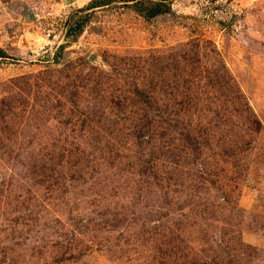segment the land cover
<instances>
[{
	"label": "rangeland",
	"instance_id": "obj_1",
	"mask_svg": "<svg viewBox=\"0 0 264 264\" xmlns=\"http://www.w3.org/2000/svg\"><path fill=\"white\" fill-rule=\"evenodd\" d=\"M95 1L0 0V264H264V0Z\"/></svg>",
	"mask_w": 264,
	"mask_h": 264
},
{
	"label": "trees",
	"instance_id": "obj_2",
	"mask_svg": "<svg viewBox=\"0 0 264 264\" xmlns=\"http://www.w3.org/2000/svg\"><path fill=\"white\" fill-rule=\"evenodd\" d=\"M110 0H97L94 2V4H98V3H103L105 4L106 2H109ZM130 2H134L133 6L135 8L136 11L140 12V14H142L143 17H145L146 19H150L153 18L155 16H158L160 14H164L163 12H166V10L169 9L168 5H165L164 3H155V4H150L148 5L147 3H144L143 1H138V0H128ZM148 5V6H147ZM82 28L83 26L80 25H76L75 29L72 31L73 33H68L72 34L73 36L79 35L82 32ZM0 58L2 59H6L8 58V56L6 55V53L0 49Z\"/></svg>",
	"mask_w": 264,
	"mask_h": 264
}]
</instances>
